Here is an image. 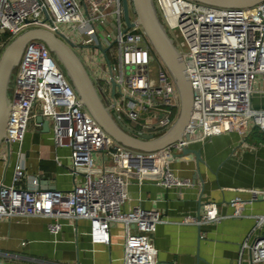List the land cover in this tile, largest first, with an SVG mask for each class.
Returning <instances> with one entry per match:
<instances>
[{"label": "built area", "instance_id": "obj_1", "mask_svg": "<svg viewBox=\"0 0 264 264\" xmlns=\"http://www.w3.org/2000/svg\"><path fill=\"white\" fill-rule=\"evenodd\" d=\"M154 2L169 34L179 32L185 43V51L177 46L195 93L186 128L189 139L150 153L115 142L81 104L48 46L33 40L22 53L10 90L3 158L11 155L7 145H18L19 150L11 184H0V223L47 217L52 219L50 231L57 233L64 220H86L93 245H110L111 227L123 224L124 264H157L152 236L165 220L157 210L122 209L130 176L134 173L140 182L152 178L166 188L185 186L190 181L176 175L172 161L193 139L229 132L246 136L251 127L264 132V108L253 101L264 94V1L247 8L193 0ZM130 19L136 21L132 12ZM30 28L50 30L75 47L105 49L96 48L100 63L90 59L89 67L103 76L96 77L98 89L132 131L157 137L176 121L181 100L174 81L142 28L126 29L122 0H0V48ZM5 33L10 34L8 40H2ZM36 109L49 120L56 146L70 149L73 174L82 176L69 191L41 189L38 176L26 175L21 146ZM141 117L146 122L141 123ZM24 178L25 188L19 185ZM251 193L252 200L264 195ZM248 203L232 199V216L242 217ZM203 210L199 218L187 216L184 222L200 225L224 218L213 202L205 203ZM258 222L242 245L249 251L248 264H264V234L258 231L264 216Z\"/></svg>", "mask_w": 264, "mask_h": 264}, {"label": "crops", "instance_id": "obj_2", "mask_svg": "<svg viewBox=\"0 0 264 264\" xmlns=\"http://www.w3.org/2000/svg\"><path fill=\"white\" fill-rule=\"evenodd\" d=\"M89 69L97 80L94 66ZM253 101L255 107L264 108V94ZM37 116L36 109L21 146L26 175L38 176L41 189L69 191L82 176L72 172L70 149L57 147L52 131H44ZM188 147L199 150L202 161L198 164L192 153L178 155L172 167L190 184L166 188L152 178L140 182L133 173L122 209L139 206L157 210L164 218L152 236L157 264H248L249 251H243L242 245L264 216V195L252 200L251 193L264 191V132L251 127L246 136L229 132L195 138ZM18 150V145L12 146L5 160L0 149V184H11ZM19 185L27 187V178ZM236 197L249 201L242 217L232 216L230 201ZM207 202L216 204L219 215L224 216L219 223L184 222L187 216L199 218ZM51 223V218L41 216L3 220L0 264H124L123 224L111 227L110 245H93L88 221L64 220L57 233L50 231ZM258 231L264 234V223Z\"/></svg>", "mask_w": 264, "mask_h": 264}, {"label": "water", "instance_id": "obj_3", "mask_svg": "<svg viewBox=\"0 0 264 264\" xmlns=\"http://www.w3.org/2000/svg\"><path fill=\"white\" fill-rule=\"evenodd\" d=\"M193 1L220 8H247L264 0ZM122 3L126 29L135 25L142 28L154 53L172 77L180 95V112L171 128L157 137L132 131L103 100L95 81L75 51V46L66 43L50 30L30 28L11 40L0 56V149L5 138L6 125L12 105L10 97L12 76L25 47L33 40H41L48 46L74 87L81 104L115 142L136 151L150 153L163 150L171 144L182 142L184 139H189L186 128L192 115L195 93L189 80L181 50L166 29L154 0H122ZM131 12L136 15L135 22H131ZM96 48L105 52V49L100 46ZM112 86L114 89V82H112ZM37 121L42 124L44 131L50 132L49 120L39 115ZM7 148L10 152L11 146L7 145ZM190 153L196 156L198 164L202 161L201 152L190 147H184L181 153L175 154V156H184Z\"/></svg>", "mask_w": 264, "mask_h": 264}, {"label": "rangeland", "instance_id": "obj_4", "mask_svg": "<svg viewBox=\"0 0 264 264\" xmlns=\"http://www.w3.org/2000/svg\"><path fill=\"white\" fill-rule=\"evenodd\" d=\"M171 35L174 37L176 44L179 45L183 51H185L186 50V48L184 47L185 46V43H184V41H183L180 33L176 31V32L171 33ZM4 39L5 40H8L9 38L5 36ZM8 44H9V42H6L5 44H3V46H1V48H0V56L2 55L3 51L5 50V48H6V46ZM75 51L78 53V55L81 57L82 61L84 62L85 66H87L88 68H89V65H90L89 64V61H91L90 59L95 60L97 63H100L98 51H97L96 48H93V47H91V48L90 47L81 48V47H78L77 46V47H75ZM105 67H106V65H105ZM17 69H18V66L16 67V69H15V71L13 73L11 87L14 85L15 74L17 72ZM89 72L91 73V76H93L92 75L93 72L91 70H89ZM98 76L103 77L99 73H98ZM93 78H94V76H93ZM99 83L100 82H95L96 85H98ZM104 86H105V82H104ZM256 89H257V87H256ZM99 92H100V90H99ZM100 94H101L103 100L105 102H107L106 95H104L101 92H100ZM10 95H11V91H10ZM146 120H147L146 117H141L139 121L142 123V122H146Z\"/></svg>", "mask_w": 264, "mask_h": 264}, {"label": "trees", "instance_id": "obj_5", "mask_svg": "<svg viewBox=\"0 0 264 264\" xmlns=\"http://www.w3.org/2000/svg\"><path fill=\"white\" fill-rule=\"evenodd\" d=\"M5 36L9 38V37H10V34H9V33H5V34L3 35L2 40H5V39H4Z\"/></svg>", "mask_w": 264, "mask_h": 264}]
</instances>
